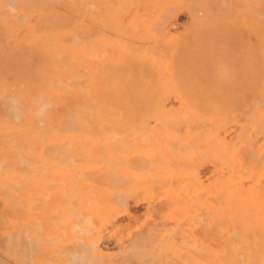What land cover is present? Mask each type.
<instances>
[{
	"label": "bare ground",
	"instance_id": "6f19581e",
	"mask_svg": "<svg viewBox=\"0 0 264 264\" xmlns=\"http://www.w3.org/2000/svg\"><path fill=\"white\" fill-rule=\"evenodd\" d=\"M140 1L144 7V18L134 15L133 25L153 41V47L131 52L124 42L129 29L123 24L125 11L121 0H117L115 9L113 0H44L48 11L61 6L80 15L75 33L77 39L73 43L70 40L57 42L58 32H49L46 36V58L36 66L33 76L10 80L0 78V135L36 143L45 130L51 139L62 141L61 154L67 184L64 200L70 203V200L76 199L77 187L90 192L101 188L105 197L89 192L82 197V205L85 199L98 202L90 209L96 215L99 226L104 227L110 223V214L115 209L110 202V159L126 162L133 156L138 159V155L153 158L159 155L171 158L187 155L190 158L192 154L189 151H183L185 149L177 147L172 141L177 140L180 128L199 127L202 130L200 140L204 143L202 155L215 162L222 173L219 186L224 191V205L230 203L236 210L241 260L233 259L232 264H264V158L254 152V138L260 128H264V68L261 66L264 33L255 34L259 43L258 51L254 53L258 58L257 64L255 69L252 64V71L246 78L244 73L247 68L243 69V66H246L247 58H251L252 48L249 45V52L247 41L238 37L239 43L244 44L243 55L238 67L240 72L236 71L239 74L232 75L228 74L227 68L217 66L220 61L217 60V43L214 41L218 28H221L224 37L233 34L226 29L225 15H233L234 21L241 26L249 24V20L256 21V17L248 11L255 0H218L222 11H217L218 6L206 7V16L213 21L212 26L201 27L192 32L190 38L171 43L170 47L160 43L158 33L165 34L167 12L177 8L182 0ZM114 20L115 41L110 39ZM198 22L203 25L202 20ZM220 24L222 26L218 27ZM66 25L69 26L68 23ZM56 47L64 48L65 56L60 57L54 50ZM69 64L73 67L68 72L60 71ZM240 78L245 79L248 88L254 92L234 91ZM229 81L228 86L221 85ZM171 96H174L175 102L169 101ZM4 99L14 103L12 114L3 110ZM63 100L65 103L71 100L70 104H73V109L66 115L59 110L61 107H57ZM246 101L251 102L240 104ZM7 107L8 104L5 109ZM57 125L65 130L66 136H57ZM232 127H236L238 132L234 137H228ZM8 142L10 145L5 144L6 151L12 154L10 157L16 158V147H12L14 141ZM78 161H81L79 166L75 165ZM99 163L105 173L101 172L97 184L93 183L94 180L90 183L81 175L69 173L71 169L88 170ZM182 174L188 177L190 184L199 180L194 171ZM113 177L111 184L120 185L121 181ZM181 187V190H186V184ZM148 191L144 189L145 193ZM196 191L194 188L193 195ZM224 209L228 212L227 206ZM67 211L68 208L65 213ZM98 233L93 236L95 242L99 239ZM224 246L221 250L224 256L231 254L229 247L232 251L239 250L237 243H224Z\"/></svg>",
	"mask_w": 264,
	"mask_h": 264
},
{
	"label": "rangeland",
	"instance_id": "374dc122",
	"mask_svg": "<svg viewBox=\"0 0 264 264\" xmlns=\"http://www.w3.org/2000/svg\"><path fill=\"white\" fill-rule=\"evenodd\" d=\"M121 1L125 11L123 24L129 29L124 42L126 41L131 52L142 47L151 49L153 41L133 25L134 15L144 18L142 1ZM43 2L44 0H0V78L10 80L33 76L36 66L46 58V36L49 32H58L57 42L70 40L73 43L77 39L75 33L80 15L61 6L48 11ZM113 6L114 9L117 7V0H113ZM208 6H218V12L223 10L218 0H182L177 8H171L165 18V34L158 33L160 43L170 47L171 43L190 38L192 32L201 27L212 26L213 21L206 16ZM248 11L252 17H256V21L249 20V24L241 26L228 13L230 16L225 15L228 23L226 29L233 34L224 37L221 28H218L214 36L217 60L220 61L217 66L227 68L230 75L240 72L238 67L241 66L240 56L243 55L244 44L239 43L238 37L247 41L249 52V45L252 47L251 58H247L246 66H243V69L247 68L245 78L252 71L253 65L255 69L257 64L258 58L254 53H257L259 43L257 44L255 34L264 33V0H255L249 5ZM199 20L203 21L202 26ZM112 25L110 39L115 41V20ZM54 50L60 57L65 56L64 48L56 47ZM66 59L71 60L68 57ZM261 63L264 68V60ZM72 67L69 64L60 71L68 72ZM229 83L230 81L223 82L221 85L228 86ZM236 84L238 86L233 88L234 91L254 92L248 88L249 85L243 78L238 79ZM70 101L65 103L63 100L57 106L61 107L59 110L63 115L73 109ZM169 101L175 102L174 96ZM3 102L8 104V110L5 109L6 104L3 110L12 114L14 103L8 99ZM250 102L240 104L248 105ZM242 117L241 114L240 118ZM41 127L44 128L45 124L42 123ZM236 127L231 128L228 137L237 134ZM56 128L59 131L58 137L66 136L65 130L59 125ZM201 137L202 130L199 127H182L177 133V140L172 141L177 147L185 149L183 151H189L192 154L190 158L182 154L183 156L176 155L173 158L138 155L140 160L133 156L132 160L128 159L126 162L110 159V202L115 209L110 214V223L100 227L96 215L90 209L92 204L98 202L85 199L82 205V197L90 190L77 187L76 199L70 200V203L64 200L67 184L61 154L62 141L51 139L45 130L36 143L0 135V264H232L233 259L241 260L236 210L230 203L224 205V191L219 186L222 173L215 162L202 155L204 143L200 140ZM254 139V152L263 159L264 128H260ZM8 141H14L12 147H16V158L10 157L12 154L6 151V145H10ZM133 161L136 166L132 164ZM78 162L75 165L81 164V161ZM94 165L95 167L83 171L71 169L69 173L73 176L81 175L90 183L94 180L93 183L97 184L105 171L100 163ZM142 171L146 174L149 172L150 175ZM191 171L199 178L195 184H190L188 177L182 174ZM113 176L122 185H112ZM183 184H186L188 191L181 190ZM145 188L149 190L146 193ZM194 188L197 191L193 195ZM90 193L97 197L106 196L101 188ZM118 200L122 203L119 204ZM225 206L228 212L225 211ZM81 219L84 221L78 224ZM78 226L79 228H74ZM84 229L89 232H82L87 231ZM98 231L99 239L95 242L93 236ZM224 243H237L238 252L229 247L231 254L229 257L224 256L221 252L225 247Z\"/></svg>",
	"mask_w": 264,
	"mask_h": 264
}]
</instances>
